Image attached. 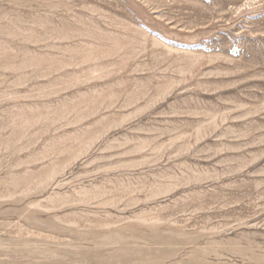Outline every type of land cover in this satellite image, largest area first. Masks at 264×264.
Here are the masks:
<instances>
[{
    "label": "rangeland",
    "instance_id": "obj_1",
    "mask_svg": "<svg viewBox=\"0 0 264 264\" xmlns=\"http://www.w3.org/2000/svg\"><path fill=\"white\" fill-rule=\"evenodd\" d=\"M0 264H264V0H0Z\"/></svg>",
    "mask_w": 264,
    "mask_h": 264
}]
</instances>
